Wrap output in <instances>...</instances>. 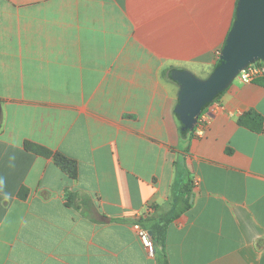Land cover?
I'll list each match as a JSON object with an SVG mask.
<instances>
[{"label":"crops","instance_id":"0c3cea01","mask_svg":"<svg viewBox=\"0 0 264 264\" xmlns=\"http://www.w3.org/2000/svg\"><path fill=\"white\" fill-rule=\"evenodd\" d=\"M235 2L0 0V264H158L135 225L170 212L177 179L168 264H264V86L235 79L185 152L165 77H208ZM250 111L260 132L238 123Z\"/></svg>","mask_w":264,"mask_h":264},{"label":"water","instance_id":"95a60500","mask_svg":"<svg viewBox=\"0 0 264 264\" xmlns=\"http://www.w3.org/2000/svg\"><path fill=\"white\" fill-rule=\"evenodd\" d=\"M218 58L220 64L204 79L187 70L169 73L170 79L178 86L174 113L184 133L195 129L204 109L232 84L241 71L255 62H264V0H236L235 19ZM148 233L152 235L150 231Z\"/></svg>","mask_w":264,"mask_h":264},{"label":"trees","instance_id":"16d2710c","mask_svg":"<svg viewBox=\"0 0 264 264\" xmlns=\"http://www.w3.org/2000/svg\"><path fill=\"white\" fill-rule=\"evenodd\" d=\"M235 5H236V2H235ZM234 19H235V9L233 12L231 24L234 21ZM230 27H231V25H230ZM221 49H220V51H221ZM220 62H221L220 59L217 58L215 67L218 66L220 64ZM174 70H176V69H170L168 71H165V77H167L169 80H171L169 77V73L171 71H174ZM255 82L264 86V78H258V79H256ZM224 92L218 94L215 97L214 102H217ZM177 102H178V100H177ZM174 115H175V118H176L178 125H179V137H180L181 144L185 145L184 151L187 152L188 148H189V143H190L191 139L194 137L195 130H196L197 126L195 127V129L192 132L184 133L182 131L181 122L179 121V119L177 118L175 113H174ZM200 117H199V119H200ZM238 123H239V125H242L248 129H250L251 131L257 133V132H260L262 130L263 119L259 114L255 113L253 111H250V112L246 113L244 116H242L241 118H239ZM197 125H198V123H197ZM23 147L26 151L31 152L37 156H41V157H44L47 159H51L53 161V163L58 168H60L69 178H71L73 180H75L77 178V164L74 160L66 157L65 155H63L61 153L53 152L44 146H41L39 144L30 142V141H25L23 144ZM190 192H191L190 180H188V182L186 184H182L181 180H178V179L175 180V182L172 185L173 206H172L170 212L165 214L164 216L158 218V219L147 218V219L139 220L140 226L142 228H144L145 230L150 231L152 233L151 238L154 242L155 249L156 248L161 249L160 254L157 257L158 264H168L167 260H166L165 253H164L167 228L172 221H174L180 214H182L184 211H186L189 208ZM26 195H27V190L25 188H21L20 191L18 192V197L21 199H25ZM68 200H70V196L68 197Z\"/></svg>","mask_w":264,"mask_h":264},{"label":"built area","instance_id":"2783aa9c","mask_svg":"<svg viewBox=\"0 0 264 264\" xmlns=\"http://www.w3.org/2000/svg\"><path fill=\"white\" fill-rule=\"evenodd\" d=\"M258 78H264V62L261 61L255 62L246 67L236 76L235 79H238L241 82H252ZM135 230L147 254L149 256H154L155 245L148 231L139 225H135Z\"/></svg>","mask_w":264,"mask_h":264}]
</instances>
